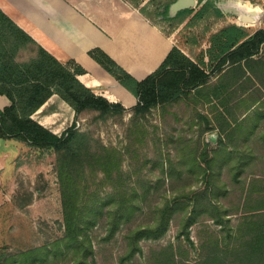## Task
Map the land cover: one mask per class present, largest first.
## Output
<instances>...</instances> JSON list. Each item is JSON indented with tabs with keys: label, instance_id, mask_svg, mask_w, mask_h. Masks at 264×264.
Returning a JSON list of instances; mask_svg holds the SVG:
<instances>
[{
	"label": "trees",
	"instance_id": "obj_1",
	"mask_svg": "<svg viewBox=\"0 0 264 264\" xmlns=\"http://www.w3.org/2000/svg\"><path fill=\"white\" fill-rule=\"evenodd\" d=\"M173 1L166 0L159 13L169 20L182 22L194 8L181 9L170 17L168 8ZM212 2L206 0L193 16L204 13ZM142 8L139 10L144 13ZM216 11L220 14L218 9ZM233 30L235 35L231 36ZM221 33L230 35L218 54L223 52L212 72L226 60L248 59L257 54L264 43L263 28L255 30L235 49L232 47L244 37V32L228 26L222 28ZM88 54L136 96L134 106L127 108L120 102L95 94L77 78V74L84 72L82 66L72 59L66 63L59 61L0 9V94L10 101L0 109V137L14 138L37 148L53 149L57 153L56 170L63 218V234L52 244L4 255L0 257V264H59L60 260L68 257L71 259L69 264H97L89 231L100 223L106 231L105 239L113 237L121 227H128L124 234L126 249L118 257V264H127L128 261L137 264L133 257L141 250L139 241L162 236L172 215L180 211L185 213L184 233H188V226L201 214L210 215L221 225V229L227 226L222 237L214 236L206 242L209 253L193 264H264L262 180L254 179L245 186L243 200L238 206L241 217L235 228L225 223L226 209L213 200L214 191L206 188L163 201L152 210V222L140 225L137 224V215L142 211L145 185L139 170L125 171L120 150L103 144L92 148L87 135L75 128L83 111L96 112L99 118L122 115L126 111L137 116L153 107L184 100L190 89L207 82L211 73L200 66L201 58L198 57L195 62L174 45L154 71L137 80L102 49L91 48ZM216 57L217 54L214 59ZM54 93L74 110V120L59 135L31 117ZM134 126L138 127L137 122ZM187 146L192 164L197 163L198 166L199 162L194 160L199 148L191 143ZM201 153L200 162L204 161L209 166L206 151L201 150ZM199 165L202 175L212 178L213 172L207 173L205 166ZM98 173L101 175L98 179L100 183L110 189L105 195H100L98 188L91 189L88 183V175L97 177ZM240 173L234 171L233 175ZM226 192L223 188L222 193ZM166 250L154 258L153 264H180L175 255Z\"/></svg>",
	"mask_w": 264,
	"mask_h": 264
},
{
	"label": "rangeland",
	"instance_id": "obj_2",
	"mask_svg": "<svg viewBox=\"0 0 264 264\" xmlns=\"http://www.w3.org/2000/svg\"><path fill=\"white\" fill-rule=\"evenodd\" d=\"M126 1L138 9L143 7V14L164 33L174 36L182 49L186 46V52H192L193 57L206 47L208 33L218 28V20L226 18L218 6L234 3L241 16L247 14L243 9L258 12L259 20L255 27L257 23L262 24L264 21L263 0H212V4L202 12L203 15L193 16L206 1L196 0L193 12L182 22L169 20L159 13L166 0ZM168 14L172 17L169 11ZM225 14L229 15L230 11L226 10ZM96 114L83 111L75 128L87 135L92 148L103 144L120 150L125 171L139 170L145 194L142 211L137 215V224L152 222V210L163 201L206 188L214 191L213 200L226 209L225 223L235 228L241 217L238 206L243 200L245 186L254 179H260L264 183V162L241 171L237 176L226 165L207 166L200 162L203 154L201 150L208 149L206 141L209 146H214L215 136L212 132L202 133L199 126L193 124L194 112L184 100L153 107L137 116L132 115L131 111L106 118H99ZM136 122L138 127L134 126ZM23 143L26 148L17 155L13 170L4 173V185L0 187V257L32 247L50 245L63 234L61 192L56 170L57 153L53 149ZM189 143L199 148L195 152L194 161L205 166L207 173L213 172L212 178L202 175L199 163L198 166L197 163L192 164L187 151ZM262 160L264 161V156ZM100 176V173L97 177L88 175V183L91 189L98 188V193L105 195L110 189L108 185L100 183ZM223 188L227 190L226 193H222ZM184 221L183 211L174 213L162 236L139 241L141 250L133 260L137 264H153L154 258L167 249L165 252L175 255L180 264H193L209 253L206 242H210L209 239L214 236L222 237L224 228L226 230L227 227L221 229V225L210 215L201 214L188 226V233H184ZM127 231L128 227L123 226L110 239H105L106 231L102 223L89 231L97 264H118V257L126 249L127 239L124 234ZM70 261L68 257L60 260L59 264H69Z\"/></svg>",
	"mask_w": 264,
	"mask_h": 264
},
{
	"label": "crops",
	"instance_id": "obj_3",
	"mask_svg": "<svg viewBox=\"0 0 264 264\" xmlns=\"http://www.w3.org/2000/svg\"><path fill=\"white\" fill-rule=\"evenodd\" d=\"M218 7L226 18L218 20V28L208 33L206 47L193 57L186 46L182 49L174 36L164 33L126 0H0V9L49 53L63 63L72 59L84 68L77 74L83 84L127 108L137 103L136 96L88 51L102 49L137 80L154 71L174 45L195 62L201 58L200 66L211 71L223 55L218 54L230 33L235 35L234 30L219 34L222 28L233 26L244 32L232 49L255 30L264 29V21L255 27L259 17L241 16L234 3ZM9 102L0 94V109ZM184 102L194 112L193 124L202 133H214L215 145L209 146L206 141L209 165L244 171L264 162V43L248 59L226 60L211 71L207 82L191 88ZM31 117L59 135L74 120V110L54 93ZM25 148L17 139L0 137V187L4 185V173L13 170L17 155Z\"/></svg>",
	"mask_w": 264,
	"mask_h": 264
},
{
	"label": "water",
	"instance_id": "obj_4",
	"mask_svg": "<svg viewBox=\"0 0 264 264\" xmlns=\"http://www.w3.org/2000/svg\"><path fill=\"white\" fill-rule=\"evenodd\" d=\"M195 3H196V0H175L173 3H171L169 5L168 11H169L170 15L174 16V15H176L177 11H179L181 9L193 7L195 5ZM243 11H245L247 14L252 16L254 19H257L259 17L258 13L255 11H248L245 9H243Z\"/></svg>",
	"mask_w": 264,
	"mask_h": 264
},
{
	"label": "built area",
	"instance_id": "obj_5",
	"mask_svg": "<svg viewBox=\"0 0 264 264\" xmlns=\"http://www.w3.org/2000/svg\"><path fill=\"white\" fill-rule=\"evenodd\" d=\"M75 126H78V121H76Z\"/></svg>",
	"mask_w": 264,
	"mask_h": 264
},
{
	"label": "bare ground",
	"instance_id": "obj_6",
	"mask_svg": "<svg viewBox=\"0 0 264 264\" xmlns=\"http://www.w3.org/2000/svg\"><path fill=\"white\" fill-rule=\"evenodd\" d=\"M248 11H252V10H248Z\"/></svg>",
	"mask_w": 264,
	"mask_h": 264
}]
</instances>
